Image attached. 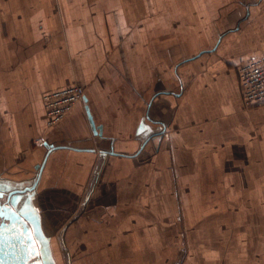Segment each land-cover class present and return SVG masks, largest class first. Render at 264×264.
Returning a JSON list of instances; mask_svg holds the SVG:
<instances>
[{"label":"crops","instance_id":"1","mask_svg":"<svg viewBox=\"0 0 264 264\" xmlns=\"http://www.w3.org/2000/svg\"><path fill=\"white\" fill-rule=\"evenodd\" d=\"M162 5L0 0V180L36 182L15 207L45 264L63 247L70 264H264V104L238 73L264 53V0H174L171 65ZM76 82L48 126L43 94Z\"/></svg>","mask_w":264,"mask_h":264},{"label":"water","instance_id":"2","mask_svg":"<svg viewBox=\"0 0 264 264\" xmlns=\"http://www.w3.org/2000/svg\"><path fill=\"white\" fill-rule=\"evenodd\" d=\"M89 119L95 129L96 125L91 114ZM35 185L36 182L32 185L17 187L16 184L0 180V264H37L32 260L36 251L35 238L28 226L30 222L15 207L18 196L32 191ZM5 194L6 201H2ZM42 257L44 260L43 253Z\"/></svg>","mask_w":264,"mask_h":264},{"label":"built area","instance_id":"3","mask_svg":"<svg viewBox=\"0 0 264 264\" xmlns=\"http://www.w3.org/2000/svg\"><path fill=\"white\" fill-rule=\"evenodd\" d=\"M243 100L247 106L264 104V53L238 66ZM83 86L72 85L46 91L43 101L47 113V124L53 126L80 101L84 99Z\"/></svg>","mask_w":264,"mask_h":264},{"label":"rangeland","instance_id":"4","mask_svg":"<svg viewBox=\"0 0 264 264\" xmlns=\"http://www.w3.org/2000/svg\"><path fill=\"white\" fill-rule=\"evenodd\" d=\"M162 1H163V5H162L163 6L162 7L163 13L161 16L163 17V20L161 21V23H162L161 33H162V38H163V41H162V48H163L162 50H163V58H164L163 60L166 62H169L171 65L174 63V30H172L174 28V24H173V26H172V24L165 26L166 24H164L163 22H166L169 20L174 21V0H162ZM170 9H172V10H170ZM170 13L172 14V16H170ZM77 84H80V83H77ZM80 85L83 86L84 91H85L84 85H82V84H80ZM50 127H52V126H50ZM54 239H56V237H54ZM52 244H53L54 248L57 249L56 243L52 242ZM53 246H52V248H53ZM182 254H183L182 249H180L179 252L177 253V255L179 258H181ZM54 255H55L56 260L58 261L57 262L58 264H70L67 252L65 251L64 247H63V250H61V251L56 250V252H54Z\"/></svg>","mask_w":264,"mask_h":264},{"label":"flooded vegetation","instance_id":"5","mask_svg":"<svg viewBox=\"0 0 264 264\" xmlns=\"http://www.w3.org/2000/svg\"><path fill=\"white\" fill-rule=\"evenodd\" d=\"M28 225V224H27ZM31 233L33 234V237L35 238V240H34V249H35V251H36V254H34L33 256H32V260L33 261H35L37 264H45L44 263V260H43V257H42V252H41V250H40V248H39V245H36V244H38L37 243V241H36V237L34 236V233H33V231H31ZM37 247V248H36ZM35 258V259H34ZM39 258H40V260H39ZM39 260V261H38Z\"/></svg>","mask_w":264,"mask_h":264},{"label":"bare ground","instance_id":"6","mask_svg":"<svg viewBox=\"0 0 264 264\" xmlns=\"http://www.w3.org/2000/svg\"><path fill=\"white\" fill-rule=\"evenodd\" d=\"M25 184H27V183H24L23 185H25ZM36 245H37V244H36ZM36 248H37V247H36ZM35 254H36V253H35ZM34 259H35V258H34ZM39 260H40V258H39ZM39 260H38V261H39Z\"/></svg>","mask_w":264,"mask_h":264}]
</instances>
